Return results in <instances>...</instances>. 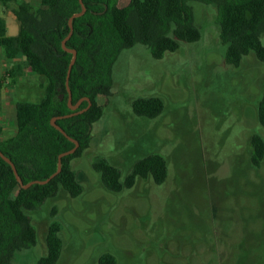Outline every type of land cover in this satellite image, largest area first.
Instances as JSON below:
<instances>
[{"label":"rangeland","instance_id":"1","mask_svg":"<svg viewBox=\"0 0 264 264\" xmlns=\"http://www.w3.org/2000/svg\"><path fill=\"white\" fill-rule=\"evenodd\" d=\"M17 1L36 9L41 2ZM190 4L202 35L198 42L181 43L161 60L144 45L121 53L111 96L98 99L103 116L90 147L63 177L82 185V195L62 190L30 212L37 245L18 252L13 264H38L53 224L62 240L58 264H99L104 255L115 264H264V160L254 167L250 146L253 134L264 138L258 122L264 63L250 54L239 67L230 65L217 6ZM5 16L7 34L17 36L19 22ZM15 64L19 74L0 81L4 138L16 132V103L40 101L47 82L24 58ZM153 97L163 102L162 113L137 116L133 101ZM150 154L168 161L169 178L161 187L139 178L131 190L114 193L94 169L106 160L126 177Z\"/></svg>","mask_w":264,"mask_h":264},{"label":"trees","instance_id":"2","mask_svg":"<svg viewBox=\"0 0 264 264\" xmlns=\"http://www.w3.org/2000/svg\"><path fill=\"white\" fill-rule=\"evenodd\" d=\"M119 1L83 0L87 11L73 20V33L67 41V48L77 52L69 79L72 104L89 98L92 106L83 113L57 120V125L80 144L75 153L63 157L61 173L45 185L34 184L24 189L11 165L0 156V264H13L18 252L37 245L38 235L30 212L62 190L72 198L82 195V185L65 183L63 177L73 173L72 161L90 147L92 129L103 116L98 99L111 96L114 67L124 50L144 45L154 59L161 60L166 53L178 51L181 43L198 42L202 35L190 2L200 1L217 6L220 37L227 46L230 65L239 67L250 54L264 63V0H130L125 7H120ZM0 3L11 9L20 24L18 35L9 36L5 20L0 17V46L6 61L12 63L22 57L32 73L47 81L40 101L17 103L14 135L4 138L0 126V151L15 164L24 184L44 181L57 171L59 155L75 147L51 121L74 113L68 106L66 85L73 54L64 50L62 44L71 32L70 18L82 8L79 0H41L37 9L17 0ZM11 3L16 5L10 6ZM20 71L15 64L5 77L14 79ZM163 105L153 97L133 101L132 108L139 117L156 119ZM87 107L88 101H83L76 112ZM258 122L264 128V94L258 104ZM250 146L251 163L260 167L264 138L253 134ZM94 169L103 185L114 193L131 190L139 178L151 179L160 187L169 178L168 161L159 154L136 162L126 177L106 160L99 161ZM46 243L47 254L38 264H58L62 240L56 224L49 227ZM99 264H115V259L104 255Z\"/></svg>","mask_w":264,"mask_h":264},{"label":"water","instance_id":"3","mask_svg":"<svg viewBox=\"0 0 264 264\" xmlns=\"http://www.w3.org/2000/svg\"><path fill=\"white\" fill-rule=\"evenodd\" d=\"M79 1H80V4H81V8H82V10H81V12L74 14V15L70 18V20H69V25H70V27H71V32H70V34L68 35V37L63 41V44H62L64 50H66V51H68V52H70V53L73 54V59H72V61H71V63H70L69 70H68V76H67L66 85H67L68 92H69L68 106H69V108H70L72 111H74V113L69 114V115H66V116H62V117H55V118H53L52 121H51V125H52L53 127H55L58 131H60V132H61L65 137H67L71 142H73V143L75 144V147H74L73 149H71L70 151L64 152V153H62V154L59 155V157H58L57 171H56L54 174H52L48 179H46V180H44V181L36 180V181H32V182H30V183H28V184H24V183H23V181H22V179H21V177H20V175H19V173H18V170H17L15 164H14V163H13V162H12L7 156H5V155L0 151V156H1V157H2L7 163H9V164L11 165V167H12V169H13V171H14V174H15V176H16V179H17L18 183H19L24 189H28V188H30V187H31L32 185H34V184L45 185V184L49 183L52 179H54L56 176H58V175L61 173V171H62V159H63V157L75 153V152L77 151V149L80 147V144H79V142H78L77 140L71 138V137H70V136L64 131L63 128H61L59 125H57V120L62 119V118H70V117H72V116H74V115H77V114H79V113H83L84 111H87V110L92 106V102H91V100H90L89 98H84V99L80 100L76 105H73V104H72L71 90H70V88H69V79H70V75H71V72H72L73 65L75 64V62H76V60H77V52H76L75 50H71V49H68V48H67V41L71 38L72 33H73V25H72L73 20H74L75 18H79V17L83 16V15L86 13V11H87V8H86V6H85L84 3H83V0H79ZM61 98H63V96H61ZM83 101H88V107L85 108L84 110H81V111L76 112V111L78 110V108L80 107V105H81V103H82Z\"/></svg>","mask_w":264,"mask_h":264},{"label":"crops","instance_id":"4","mask_svg":"<svg viewBox=\"0 0 264 264\" xmlns=\"http://www.w3.org/2000/svg\"><path fill=\"white\" fill-rule=\"evenodd\" d=\"M1 5H2V7H1ZM6 9L7 8L2 3H0V17L3 18L4 20L6 19L5 13H8L9 12L11 15L14 16V14L11 11V9L9 11H6ZM15 63H16V61L15 62H12V63H9V62L6 61L3 48L0 46V79H2L3 77H5V74L7 72L11 71V69H12L11 66L13 67V65H15ZM0 89H1V87H0ZM18 102H20V101H18ZM17 103H16V105H17ZM15 124H16V106H15ZM0 126L3 127L2 125H0ZM3 130H4V128H3ZM16 130H17V126H16ZM3 134H4V131H3Z\"/></svg>","mask_w":264,"mask_h":264},{"label":"built area","instance_id":"5","mask_svg":"<svg viewBox=\"0 0 264 264\" xmlns=\"http://www.w3.org/2000/svg\"><path fill=\"white\" fill-rule=\"evenodd\" d=\"M0 81H1V79H0Z\"/></svg>","mask_w":264,"mask_h":264}]
</instances>
